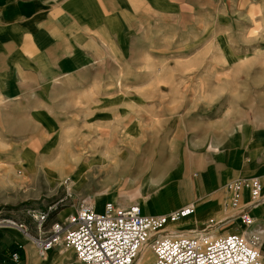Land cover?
<instances>
[{
    "label": "rangeland",
    "instance_id": "1",
    "mask_svg": "<svg viewBox=\"0 0 264 264\" xmlns=\"http://www.w3.org/2000/svg\"><path fill=\"white\" fill-rule=\"evenodd\" d=\"M130 25L118 57L55 103L61 123L0 140L1 217L64 196L61 216L79 199L165 212L177 172L188 185L179 206L189 204L196 174L231 133L264 128V0H182L174 17Z\"/></svg>",
    "mask_w": 264,
    "mask_h": 264
},
{
    "label": "crops",
    "instance_id": "2",
    "mask_svg": "<svg viewBox=\"0 0 264 264\" xmlns=\"http://www.w3.org/2000/svg\"><path fill=\"white\" fill-rule=\"evenodd\" d=\"M181 11L182 0H0V140L19 139L16 134L25 124L61 123L55 121L61 114L54 111L55 103L69 102L71 93L87 89L86 73L102 58L118 57L119 31L128 35L130 24L146 14L164 20ZM215 155L196 174L191 202L196 205V213L174 225L180 230L178 226L195 224L181 234L209 228L213 231L207 225L209 219L216 225L213 232L244 230L238 210L224 207L223 186L231 179L258 177L264 197V128L249 131L240 127ZM187 187L177 172L167 202L170 207L163 209L165 212L180 205ZM242 207L254 219L253 230L264 228V200L249 205L248 191H244ZM150 210L162 213L154 205ZM69 212L63 216L61 212L58 217L63 219ZM12 218L36 235L24 214ZM223 225L227 229L220 231ZM261 239L264 245V233ZM12 252L19 254L17 261L11 259ZM74 260L72 251L61 248L40 258L29 236L14 226H0V264H73Z\"/></svg>",
    "mask_w": 264,
    "mask_h": 264
},
{
    "label": "built area",
    "instance_id": "3",
    "mask_svg": "<svg viewBox=\"0 0 264 264\" xmlns=\"http://www.w3.org/2000/svg\"><path fill=\"white\" fill-rule=\"evenodd\" d=\"M244 191H248L249 205L256 206L264 200L258 177L231 179L223 186L224 207L238 210L237 217L244 226L241 232L202 229L196 234L158 233L167 225L192 216L194 203L148 214L136 203L121 206L104 202L98 210L89 199H79L76 204H69L72 211L60 219L67 196L44 207L28 206L22 210L33 224L35 236L26 224L12 217L0 216V226H14L29 236L40 258L55 248L72 251L73 264H263L264 228L253 230L254 219L242 207ZM208 223L215 224L213 219ZM11 259L17 261L19 254L12 252Z\"/></svg>",
    "mask_w": 264,
    "mask_h": 264
},
{
    "label": "bare ground",
    "instance_id": "4",
    "mask_svg": "<svg viewBox=\"0 0 264 264\" xmlns=\"http://www.w3.org/2000/svg\"><path fill=\"white\" fill-rule=\"evenodd\" d=\"M94 204V203H93ZM139 205V204H138ZM140 206V205H139ZM140 208L142 209V207L140 206ZM99 210V209H98ZM195 213H196V209H195ZM194 213V214H195ZM189 217H191V216H189ZM188 218V217H187ZM186 219V218H185ZM185 219H183V220H185ZM183 220H181V221H183ZM176 224H178V223H176ZM176 224H169V225H167L164 229H162L161 231H159L158 233L159 234H171V235H175V234H181V233H174L176 230H175V226L174 225H176ZM171 226H173V228L172 229H169V227H171ZM196 232H197V230H196ZM196 234V233H195Z\"/></svg>",
    "mask_w": 264,
    "mask_h": 264
}]
</instances>
